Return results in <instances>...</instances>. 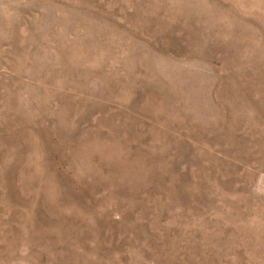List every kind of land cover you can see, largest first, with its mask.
Wrapping results in <instances>:
<instances>
[{
  "label": "rangeland",
  "instance_id": "374dc122",
  "mask_svg": "<svg viewBox=\"0 0 264 264\" xmlns=\"http://www.w3.org/2000/svg\"><path fill=\"white\" fill-rule=\"evenodd\" d=\"M0 264H264V0H0Z\"/></svg>",
  "mask_w": 264,
  "mask_h": 264
}]
</instances>
